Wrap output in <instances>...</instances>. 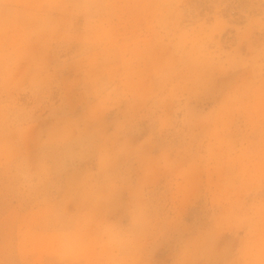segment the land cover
<instances>
[{"label":"rangeland","instance_id":"rangeland-1","mask_svg":"<svg viewBox=\"0 0 264 264\" xmlns=\"http://www.w3.org/2000/svg\"><path fill=\"white\" fill-rule=\"evenodd\" d=\"M0 264H264V0H0Z\"/></svg>","mask_w":264,"mask_h":264}]
</instances>
